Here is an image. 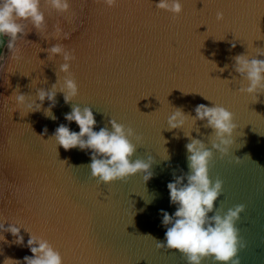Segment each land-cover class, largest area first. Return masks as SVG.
<instances>
[{"label": "water", "instance_id": "95a60500", "mask_svg": "<svg viewBox=\"0 0 264 264\" xmlns=\"http://www.w3.org/2000/svg\"><path fill=\"white\" fill-rule=\"evenodd\" d=\"M179 2L183 13L176 19L156 8L159 0H118L113 8L69 0L64 15L42 3L48 31L31 28L18 43L19 62L8 51L10 37L0 36V223L43 237L63 264H188L179 251L158 249L156 240L165 242L162 210L169 215L177 210L167 185L189 172L190 137L211 149L213 130L192 119L201 104L222 106L235 117L229 155L213 150L210 178L223 182L215 207L222 215L245 207L236 223L237 258L240 264H264V94H241L247 83L235 72L234 60L242 54L264 60V0ZM57 24L70 40L53 38ZM55 44L74 51L71 72L79 95L66 104L58 91L55 119L43 110L25 116L26 109L9 97L19 91L35 106L39 89L51 90L58 78L62 83L63 58H48L47 49ZM73 106L92 109L95 131H111L114 119L142 136L132 159L151 156L152 178L145 182L140 173L111 185L92 178L91 150L65 151L50 138L60 124L80 131L65 119ZM49 107L45 101L43 109ZM177 108L190 116L183 129L169 130ZM0 234L7 241H0V264L5 258L23 264L33 255L23 228V246L11 233Z\"/></svg>", "mask_w": 264, "mask_h": 264}, {"label": "clouds", "instance_id": "9594fccd", "mask_svg": "<svg viewBox=\"0 0 264 264\" xmlns=\"http://www.w3.org/2000/svg\"><path fill=\"white\" fill-rule=\"evenodd\" d=\"M96 2L113 8L117 6L118 0H96ZM42 3H46L50 9L61 15L70 12L69 0H0V36L10 37L8 51L11 59L16 62L22 60V50L18 43L25 38L31 28H35L40 34L48 31L46 17L41 11ZM156 8L172 14L173 19L183 13V6L179 0H159ZM216 18L217 21L222 22L225 18L223 12H218ZM53 38L67 41L71 39V34L57 24ZM47 52L49 59L57 56L63 58L64 63L60 66V71L65 77L62 83L58 78L51 90L39 89L37 97L40 103H35V106L28 102L27 95L20 94L19 91L9 97L15 100L19 109H26L25 116L43 110L46 117L55 119L52 109L57 103V92L64 94L66 104H71L79 95L78 85L71 72V64L76 59L74 51H68L63 44H55L47 49ZM234 60L235 72L239 73L242 81L247 83V87L243 85L240 87L241 94L256 98L259 94H264V60L249 59L243 54L234 57ZM3 70L0 67V71ZM6 82L9 83L7 79ZM58 83L59 88H57ZM45 101L50 102V107L47 109H43ZM13 111L16 112V109ZM195 113V117L191 116L192 119L195 122L206 121L205 127L212 129L215 134L210 141L211 149L202 140L190 137L191 142L186 145L189 172L176 177L174 182L167 185L171 203L177 206V210L174 215L162 210V223L167 230L165 242L156 240V246L158 249L179 251L185 256L188 264H203L206 259L213 260L215 264H240L237 257L241 242L236 223L240 220L245 207L237 205L222 215L223 209L217 210L215 205L222 194L223 182L220 179L213 182L210 178L214 151L220 153L221 157L227 156L234 143L232 137L237 129L234 123L235 117L232 112L217 105L212 107L198 105ZM189 116L182 108H177L168 119L169 130L183 129ZM65 119L69 123L75 122L80 131H72L64 124H60L50 138L65 151L77 148L82 151L91 150V163L88 166L92 178L104 185L126 181L140 173L144 174L145 182L152 178L151 156H148L147 160L132 159L137 144L143 139L132 127H125L112 119L109 121L111 131L107 127L95 131L97 121L89 107L73 106L71 112L65 114ZM133 139L136 141L135 144L132 142ZM236 162L239 163L240 159H236ZM185 179H187L186 184ZM213 212L214 215L209 216V213ZM22 228L30 234L27 247L33 254L24 257L23 264H63L60 252L43 237L33 234L22 226L10 224L5 228L4 223H0V233H11L15 238L13 242L18 246H23L25 243L21 235ZM0 241L7 243L3 234H0ZM4 264H21V261L5 258Z\"/></svg>", "mask_w": 264, "mask_h": 264}]
</instances>
